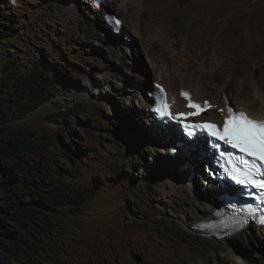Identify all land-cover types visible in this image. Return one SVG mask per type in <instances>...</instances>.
<instances>
[{
	"label": "rangeland",
	"instance_id": "rangeland-1",
	"mask_svg": "<svg viewBox=\"0 0 264 264\" xmlns=\"http://www.w3.org/2000/svg\"><path fill=\"white\" fill-rule=\"evenodd\" d=\"M108 6L105 13L122 18L124 34L103 27L100 12L92 17L88 0H0V74L14 72L6 68L8 59L17 67L32 66L58 53L61 89L11 125L27 130L21 151L42 167V195L63 183L74 197L39 207L37 218L25 219L23 226L10 223L25 238L19 236L23 241L17 244L5 240L16 257L9 264H205V259L209 264H264V243L253 241L256 228L227 237L234 243L226 242L227 248H209V260L189 255L195 242L224 239L199 233L196 223L185 225L178 197L193 199L195 212L198 201L187 193L190 187L172 193L171 180L178 182L182 174L186 181L191 171L186 162L176 165L170 158L174 139L152 132L150 109L140 108V93L152 81L181 93L179 70L185 65L179 59L188 54L193 58L189 69L211 66L229 73L227 89L220 93L208 84V96L264 114V103L255 95L257 89L264 97V87L259 88L264 86V0H146L143 5L116 0ZM145 10L152 21L161 15L173 24L165 30L150 17L142 21ZM154 33L159 36L150 47L147 36ZM109 40L128 42L131 60L120 64L109 52ZM107 75L110 83L103 79ZM221 113L209 110L206 118ZM202 167L194 171L193 185L200 193L207 189ZM239 235L248 237L246 244Z\"/></svg>",
	"mask_w": 264,
	"mask_h": 264
},
{
	"label": "trees",
	"instance_id": "trees-1",
	"mask_svg": "<svg viewBox=\"0 0 264 264\" xmlns=\"http://www.w3.org/2000/svg\"><path fill=\"white\" fill-rule=\"evenodd\" d=\"M57 57L58 53H50L40 63L20 66L26 70L8 59L6 68H15L14 72L2 70L0 74V264L16 259L5 240L16 244L23 241L24 236L11 229V222L23 226L25 219L37 218L41 213L39 207L74 200L63 183L54 184L47 195H42L41 184L46 179L42 176V167L25 159L21 151L26 145L27 130L11 125L42 107L61 89L62 70Z\"/></svg>",
	"mask_w": 264,
	"mask_h": 264
},
{
	"label": "bare ground",
	"instance_id": "bare-ground-1",
	"mask_svg": "<svg viewBox=\"0 0 264 264\" xmlns=\"http://www.w3.org/2000/svg\"><path fill=\"white\" fill-rule=\"evenodd\" d=\"M88 1H90L91 4H92L93 10H90L91 12H93L92 13V17L96 16V14H95L96 12H100V14L103 17V15H105V10L110 8L108 5H114V2L116 0H102L100 3H96V0H88ZM132 1L143 5V3L146 0H131V2ZM142 12H143V15L145 16V18H142L141 20L143 21L144 19H147V18L150 17V19H151L150 22L154 26H156V24H158V25L160 24L159 26L162 29H165L169 25L173 24L172 18H170L168 16H161V15H160V17L159 16H155V18L152 21L151 13L149 11L145 10V11H142ZM103 22H104L103 23V27L108 26L107 22L105 21V17H103ZM139 26H140L139 22H137L136 25H135V27H136L135 28V32H136V29L139 28ZM123 28H124V24H123ZM98 32H100V31H98ZM140 32L141 31L138 30L136 32V34H139ZM101 33L103 35L106 34L105 30H102ZM121 34H123V33H121ZM125 36H126V34H125ZM157 36H159V34H157V33H154L153 35L147 36L148 37L147 43H148L149 46L150 45L152 47L155 46L154 39H156ZM163 38H165V37H163ZM209 38H211V37H209ZM219 38H221V37L219 36ZM165 39L167 40L168 37L165 38ZM205 42H206V44L209 43L208 41H205ZM163 43L167 44L165 42H163ZM108 44H109L108 47L110 49L109 52L111 54H113L114 56H116L115 59L120 64H124L125 61L131 60V56H132L131 47L132 46L130 47L128 42H122L120 40H109ZM216 47H218V46H216ZM155 61H156V64H158V60H155ZM191 62H193V58H192L191 55H188V54L186 55V57H184V59H183V57H181L179 59V63L185 65V69L182 70V67H183L182 66L181 70H179V77H180V82L182 83V85H181L182 90H184V89L185 90L186 89L190 90L191 93L193 94V98L196 99V100L203 101V102H205V101L209 102L210 105H211L210 110H212V111L217 110V109H223V112L220 115L216 116L215 118H211V117H209V118L207 117L206 118V113L209 112V111H207L206 113L203 114V117H202L203 119H200V120H204V119H207V120H212V119L214 120L215 119L216 120L217 117H224L225 115L228 114V112H227L228 103H227V101L224 98H221V97H219L217 95L216 96L212 95V97L208 96V93L210 92V90H209L210 87L208 86V84H210L211 86L215 87L217 89V91L222 93L223 91H225L227 89V87L229 85L228 79L226 78V76L229 73L226 74V71H220L219 69H218L219 70L218 71V70H216V68L211 67V66L207 67L204 71H201V72L197 68L189 69V68H187V65L189 63H191ZM232 71H233V69H232ZM103 79H104L105 82L110 83V80L112 78L107 75V76H104ZM202 80H204L205 82H203ZM117 84H119V83H117ZM262 87H264V86L261 84V86L259 88L262 89ZM167 91H168V94H169V99H171V101H173V106H174V110L176 111V113L185 112V111L190 109L187 106L189 104V99H187L184 96H182L181 93L178 95V94L173 93L170 90H167ZM255 92H256L255 95H258L256 97L257 101H261L262 103H264V97L259 95V90L256 89ZM132 102H133V104H137V103L139 104V102L136 101V100H133ZM140 102L142 104V107H140V108H144L146 111H148L149 109H151L154 106L153 100L151 99L150 92L148 90L145 91L143 89L141 91V93H140ZM238 109L246 111L248 114L253 115V116H262V117H264L263 113L262 114L261 113H255V112H252L251 110H249V109H247L245 107H240L239 106ZM189 111H191V110H189ZM149 117H150V121H148V124H149V127L151 128L150 130L152 132H156V134H158L159 133L158 131H164L165 130L162 127V122H157L158 120H155L154 115H150ZM141 133H143V132H141ZM171 139H176V134L174 132L171 133V136L164 134V140L165 141H169ZM192 150H194L192 148V145L188 143L187 144V148H186V152L189 153L190 156L187 155L186 153H184L183 155H178V154L176 155V154L173 153L172 150H169L168 153L172 154V155H170L171 156L170 158L175 160L176 165H179L182 162L191 163L192 166H189V168H188L189 171H191V172H193V171H201L202 168H203L202 165L206 164L205 158L202 157V155L200 154V152L198 151L197 148L194 151H192ZM190 151H192V152H190ZM164 153H167V151L164 150ZM175 157L178 160H176ZM174 169H175L174 173L178 174V172H180V171L177 172V169L175 167H174ZM181 173H183V172L181 171ZM176 174H175V176H176ZM177 178H178V182H174L173 183V180H171V183L174 186V188L171 189V192L180 195L181 192L186 191V188L190 187V190L187 191V193L193 194V197L198 201L197 202L198 203V209H197V212H195V209H194V203L195 202L193 201V199L189 200V198H186V196H184V195H180L178 197V199H179L178 203L181 204L183 206V208L185 209V212L183 214L185 225L187 227H191V226H193V224L194 225H195V223L197 224V222L200 219H210V218H212V215L220 207L219 195H220V191L221 190L216 189L214 187H211V188L204 189V192L200 193V192L196 191V188L193 185L195 183V180H196L195 177H191V175H189V177L187 176V178H186L187 182L184 181V178H183L182 174H180L179 177H177ZM209 187H210V185H209ZM256 229L259 230V231H257V234L258 233L259 234L258 235H254L255 238L253 239V241L254 242H258V243H262V242L264 243V229H260V228H256ZM197 231L199 233H202L198 229H197ZM245 233L247 235L250 234V230H248ZM238 237L240 238L242 243L246 244L248 237L246 238V237H244V235H239ZM256 237H260V239H256ZM197 239H199V238H197ZM223 239L224 240L219 242V243L218 242H210V241L205 240L203 245H202L203 242L201 244L198 243V242H195V243L192 244L193 245V248H192V251H191L192 253L189 254V255L192 256V257L201 256V257H203L205 259V258H208V256L210 255L209 248L210 249H213V248H215V249L216 248L217 249L227 248L226 242L230 243L231 245H234V243L229 238L225 237ZM261 250L263 251L264 248H261ZM214 255L216 257H218L217 256V251L215 252ZM208 260H209V258H208ZM219 263H222V260L221 261L219 260L218 264ZM205 264H209L206 259H205Z\"/></svg>",
	"mask_w": 264,
	"mask_h": 264
},
{
	"label": "snow or ice",
	"instance_id": "snow-or-ice-1",
	"mask_svg": "<svg viewBox=\"0 0 264 264\" xmlns=\"http://www.w3.org/2000/svg\"><path fill=\"white\" fill-rule=\"evenodd\" d=\"M109 22L113 25L115 30H119L121 21L115 17H109ZM157 89L162 92L160 86ZM182 96L189 99L190 108L196 111L189 113H177L173 115L171 106L166 102L161 103V97L156 96V105L153 108L158 115L164 118L173 119L180 123L188 137H195L196 131L205 134L204 138L213 148L216 145L213 141H222L229 145L232 149L238 151V156L219 152L216 159L220 168L223 170L227 178L233 181L236 185L242 186L244 189L255 188L259 198L264 202V120H255L247 116L245 112H234L231 106L228 107V115L223 122V130L217 131L216 125L212 123H188L189 117H194L200 114L201 111L206 110L207 102L204 105L191 101L190 95L186 92L181 93ZM223 111V109H221ZM224 161V162H221ZM249 216H256L257 209L253 208L251 204L247 205L246 209ZM235 220V218H234ZM258 222L264 224V212L258 216ZM238 220H235L233 227Z\"/></svg>",
	"mask_w": 264,
	"mask_h": 264
},
{
	"label": "clouds",
	"instance_id": "clouds-1",
	"mask_svg": "<svg viewBox=\"0 0 264 264\" xmlns=\"http://www.w3.org/2000/svg\"><path fill=\"white\" fill-rule=\"evenodd\" d=\"M102 0H96V3H100ZM104 17H105V21L107 22V24L112 28V30H113V32L115 33V34H121V33H123L124 34V28H123V21H122V18H120V17H118L117 15H115L113 12H109V13H105V15H104ZM108 17H115V18H117V19H119L122 23H121V26H120V29L117 31V30H115L114 28H113V25L109 22V20H108ZM156 84H159L160 86H162L165 90H166V92H167V94H168V91H167V89H166V87L161 83V82H159V81H152V86H153V88H154V90H155V87H156ZM147 90H148V87H147ZM185 90V89H184ZM186 90H188V89H186ZM183 91V90H182ZM190 91V90H189ZM150 92V97H151V99L153 100V103L155 104V102H154V99H153V97H152V93L154 92H151V91H149ZM168 96H169V94H168ZM154 107V106H153ZM153 107L150 109V112H149V116L150 115H154L153 114ZM151 113V114H150ZM165 130L164 131H162V133H163V135L165 134V132H166V129L167 128H165V127H163ZM166 135V134H165ZM197 229V228H196Z\"/></svg>",
	"mask_w": 264,
	"mask_h": 264
},
{
	"label": "water",
	"instance_id": "water-1",
	"mask_svg": "<svg viewBox=\"0 0 264 264\" xmlns=\"http://www.w3.org/2000/svg\"><path fill=\"white\" fill-rule=\"evenodd\" d=\"M109 12H110V11H109ZM127 34L130 36L129 31H127ZM179 52L182 53V51H179ZM148 91H151V92L154 91V88H153V86H152L151 84L148 86Z\"/></svg>",
	"mask_w": 264,
	"mask_h": 264
}]
</instances>
